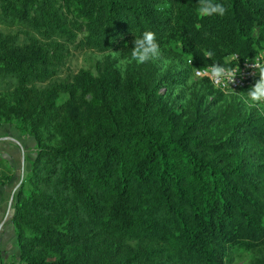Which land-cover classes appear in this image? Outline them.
I'll return each mask as SVG.
<instances>
[{"label":"trees","instance_id":"obj_1","mask_svg":"<svg viewBox=\"0 0 264 264\" xmlns=\"http://www.w3.org/2000/svg\"><path fill=\"white\" fill-rule=\"evenodd\" d=\"M212 2L224 15L201 17L199 0H0V124L36 140L13 207L17 264H233L241 249L264 264V114L161 92L217 106L194 68L264 52V0ZM145 31L176 71L108 57L71 71L77 52L131 55ZM14 174L1 160L0 185Z\"/></svg>","mask_w":264,"mask_h":264},{"label":"rangeland","instance_id":"obj_2","mask_svg":"<svg viewBox=\"0 0 264 264\" xmlns=\"http://www.w3.org/2000/svg\"><path fill=\"white\" fill-rule=\"evenodd\" d=\"M114 53L115 58L113 56ZM106 57L110 58L111 61L114 62L116 68L122 71H125L128 64H131V61L134 60L130 54H127L122 49L110 50L103 53L94 51L85 53L77 52L74 54L70 62L71 71H79L83 68H94L99 60L103 61ZM229 58L230 57H228L227 60H229ZM177 62V58L173 55V53L160 50L159 55L151 57L146 63L143 64L139 63L137 60L136 65L143 70L147 66H153L152 68H157V72L160 75H165L168 72L173 73L176 71L174 69L176 68ZM188 62L190 63L191 61ZM190 79L191 82L197 80L193 76ZM161 92H163L164 98L169 102V104L176 108H191L201 106L202 109H205L209 107V109L214 113L216 112L218 106H226L237 99L241 100L240 106L244 112L249 114L255 107L257 108V112H262L264 114V105L253 104L251 101H249L247 104L244 102V99L247 98V92H223L224 99L222 101L220 100L217 106L211 103L215 95L209 96L208 98L205 97L206 99H204L203 94H195V91L192 93V89L187 86L175 85L168 89L162 88ZM7 137L9 138L7 139ZM21 146L23 148H21ZM5 147L9 149L8 152L7 149L5 151ZM13 148L18 150L16 151V154ZM10 156H15V158H12L15 161L13 164L15 163L14 165L17 167L16 170L19 174H17L16 178L13 177L7 184L0 186H6V189L10 188L9 193L13 196L11 206L14 207L17 191L25 176L29 172L24 171L25 166H28L30 170L31 163L36 156V140L33 136L21 131L15 123L4 122L0 124V161L2 160L13 166V164L10 162V159L7 158ZM24 172L26 175L23 177ZM4 210L6 214L3 213L0 216V264H17L20 256V249L17 244V236L15 233L14 224L12 222V214L9 212L8 202L5 203ZM251 256L252 253L247 250H238L234 254L233 264H248Z\"/></svg>","mask_w":264,"mask_h":264},{"label":"clouds","instance_id":"obj_3","mask_svg":"<svg viewBox=\"0 0 264 264\" xmlns=\"http://www.w3.org/2000/svg\"><path fill=\"white\" fill-rule=\"evenodd\" d=\"M198 15L211 16L213 14L224 15L226 8L219 3H213L212 0H199V7L197 9ZM137 47L132 50L131 56L139 63H146L151 57H155L160 53V46L156 41L155 33L145 31L142 38L138 37L136 40ZM210 55V54H206ZM115 58V53L113 54ZM258 70L259 79L249 87L247 91V98L244 102L247 104L251 101L253 104H264V65L257 62L254 58L252 64ZM212 76L216 79H227L229 82H235L236 72L232 69H225L221 66H213L211 69Z\"/></svg>","mask_w":264,"mask_h":264},{"label":"built area","instance_id":"obj_4","mask_svg":"<svg viewBox=\"0 0 264 264\" xmlns=\"http://www.w3.org/2000/svg\"><path fill=\"white\" fill-rule=\"evenodd\" d=\"M254 58L261 65H264V52H259L258 54L239 58L237 54L231 55L228 62H232V65H222L225 69H232L236 72L235 82H229L227 79H216L212 76L211 69L214 65H208L205 67H195L194 76L196 78H207L211 84L220 89L222 92H247L249 87H251L256 80L259 79L258 70L253 67ZM264 105V104H261Z\"/></svg>","mask_w":264,"mask_h":264},{"label":"crops","instance_id":"obj_5","mask_svg":"<svg viewBox=\"0 0 264 264\" xmlns=\"http://www.w3.org/2000/svg\"><path fill=\"white\" fill-rule=\"evenodd\" d=\"M9 137H7V139H8ZM1 139H6V138H1ZM6 147H9V146H6ZM5 147V151H6V148ZM21 148H23L22 146H21ZM4 149V148H3ZM13 150L15 151V154L17 153L16 151H18L16 148L14 149L13 148ZM9 151V149H7V152ZM23 154H24V152H23ZM22 156V155H21ZM7 158H9L10 159V162L13 164V162H15L14 161V159H12V158H15V156H10V157H7ZM15 164V163H14ZM13 164V169H14V172H15V174H14V177L16 178V176H17V174H19L18 173V171L16 170L17 169V167H15V165ZM19 164V163H18ZM25 172L26 171H29V167L28 166H25V170H24ZM25 172H24V174H23V177L26 175L25 174ZM12 183V182H11ZM10 185V184H9ZM1 187V190H0V216L4 213V214H6V212H4L5 210H4V207H5V203L6 202H8V206H9V212L11 213V214H13V211H14V208L11 206L12 205V199H13V196L12 195H10V193H9V190H10V188H8V189H6L5 187L6 186H0Z\"/></svg>","mask_w":264,"mask_h":264},{"label":"water","instance_id":"obj_6","mask_svg":"<svg viewBox=\"0 0 264 264\" xmlns=\"http://www.w3.org/2000/svg\"><path fill=\"white\" fill-rule=\"evenodd\" d=\"M13 214H14V211H13ZM13 214H12V216H13Z\"/></svg>","mask_w":264,"mask_h":264}]
</instances>
